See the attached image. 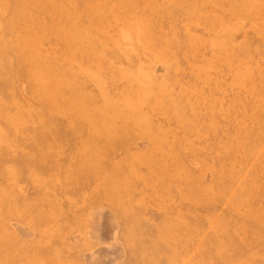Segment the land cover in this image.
<instances>
[{
    "label": "rangeland",
    "instance_id": "1",
    "mask_svg": "<svg viewBox=\"0 0 264 264\" xmlns=\"http://www.w3.org/2000/svg\"><path fill=\"white\" fill-rule=\"evenodd\" d=\"M0 264H264V0H0Z\"/></svg>",
    "mask_w": 264,
    "mask_h": 264
}]
</instances>
